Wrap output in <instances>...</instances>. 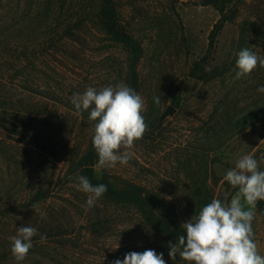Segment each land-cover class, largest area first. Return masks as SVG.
<instances>
[{
    "label": "rangeland",
    "instance_id": "rangeland-1",
    "mask_svg": "<svg viewBox=\"0 0 264 264\" xmlns=\"http://www.w3.org/2000/svg\"><path fill=\"white\" fill-rule=\"evenodd\" d=\"M100 1L0 0V264H16L9 237L24 225L37 234L21 264H113L148 249L163 253L166 264H185L169 258L170 242L135 207L102 196L86 212L87 194L76 187V162L95 122L88 111L78 115L70 98L130 80L129 53L103 31ZM114 1L121 27L142 48L137 93L147 128L128 149L127 165L95 172L157 193L183 224L199 197H227L222 179L240 156L252 154L264 170V94L257 92L264 68L235 79L241 49L264 56V0L234 2L237 15L205 62L216 8L195 0ZM169 108L174 113L165 116ZM252 230L264 255L257 209Z\"/></svg>",
    "mask_w": 264,
    "mask_h": 264
},
{
    "label": "clouds",
    "instance_id": "clouds-1",
    "mask_svg": "<svg viewBox=\"0 0 264 264\" xmlns=\"http://www.w3.org/2000/svg\"><path fill=\"white\" fill-rule=\"evenodd\" d=\"M257 66L264 68V56H258L248 48L241 49L235 62V79L249 75ZM257 92L264 94V85L258 86ZM70 102L78 115L88 111V119L95 122L91 141L97 155L96 167L127 165L132 155L128 149L142 138L147 128L141 95L123 82H117L100 89L88 87L83 93H74ZM160 102V98H154V103ZM75 180L77 189L87 194V212L107 191V186L93 185L86 176L79 174ZM222 182L237 189L239 194L230 201L213 198L183 223V233L176 237L175 243L168 245L170 259L179 255L185 264H264V255L259 253L252 230L257 201H264V170L259 169L252 154H244L226 171ZM36 234L37 229L30 225L15 228V235L10 236L9 241L16 264L26 258ZM43 239L45 237L41 236ZM118 247L119 244L115 249ZM113 264L166 262L163 253L148 249L127 253Z\"/></svg>",
    "mask_w": 264,
    "mask_h": 264
},
{
    "label": "trees",
    "instance_id": "trees-1",
    "mask_svg": "<svg viewBox=\"0 0 264 264\" xmlns=\"http://www.w3.org/2000/svg\"><path fill=\"white\" fill-rule=\"evenodd\" d=\"M200 6H212L217 9L220 17L214 25L210 35L208 48L202 61H207L215 51L217 38L227 23L237 15V7L234 4L236 0H195ZM98 18L103 31L115 42L123 45L129 53V87L138 91V72L137 66L142 58V48L140 44L127 34L119 23L117 9L114 0H101ZM200 62H197L191 71V76L197 78ZM97 164V155L89 144L87 151L77 160L75 166L76 175L86 176L93 185L104 184L107 191L102 195L104 198L124 205L135 207L140 213L142 219L163 238L171 243H175L176 237L183 233L181 221L175 211V208L165 202L160 195L135 184L116 185L106 178L96 175L95 167ZM207 189V185H203ZM237 191L232 189L229 191ZM212 197L208 194L206 197H199L197 200V210L210 203ZM256 209L264 223V201H257ZM195 213V214H196Z\"/></svg>",
    "mask_w": 264,
    "mask_h": 264
},
{
    "label": "water",
    "instance_id": "water-1",
    "mask_svg": "<svg viewBox=\"0 0 264 264\" xmlns=\"http://www.w3.org/2000/svg\"><path fill=\"white\" fill-rule=\"evenodd\" d=\"M173 113H174V109L169 108V109L166 111L165 116H167V115H169V114H173ZM231 193H232V191L230 190L229 193H228V195H227V197H226L227 200H228L229 196L231 195Z\"/></svg>",
    "mask_w": 264,
    "mask_h": 264
},
{
    "label": "crops",
    "instance_id": "crops-1",
    "mask_svg": "<svg viewBox=\"0 0 264 264\" xmlns=\"http://www.w3.org/2000/svg\"><path fill=\"white\" fill-rule=\"evenodd\" d=\"M263 145H264V140H263Z\"/></svg>",
    "mask_w": 264,
    "mask_h": 264
}]
</instances>
